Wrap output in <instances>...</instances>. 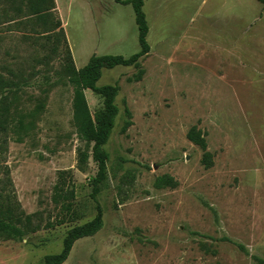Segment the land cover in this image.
Returning a JSON list of instances; mask_svg holds the SVG:
<instances>
[{
	"label": "rangeland",
	"instance_id": "1",
	"mask_svg": "<svg viewBox=\"0 0 264 264\" xmlns=\"http://www.w3.org/2000/svg\"><path fill=\"white\" fill-rule=\"evenodd\" d=\"M4 1L0 3L4 6ZM78 70L91 58L130 57L140 49L132 5L115 0H55ZM0 4V71L28 79L30 107L47 108L35 134L9 140L0 164L10 171L17 198L42 228L0 241V264H44L58 254L69 229L91 221L97 164L73 124V92L54 39L28 41L20 19ZM8 10L9 7H8ZM151 50L135 67L105 69L98 86L118 85L119 115L105 146L108 180L98 195L104 226L78 240L64 264H259L264 261V4L257 0H146ZM63 44L60 45V51ZM5 68V69H4ZM7 68V69H6ZM2 72V71H1ZM96 123L104 99L86 90ZM132 113V125L123 132ZM205 135L214 165L187 138ZM91 149H89L90 151ZM73 174V218L52 203L58 172ZM171 175L177 188H156ZM67 222L58 225L59 220ZM71 218V219H70ZM48 223H53L49 227Z\"/></svg>",
	"mask_w": 264,
	"mask_h": 264
},
{
	"label": "trees",
	"instance_id": "2",
	"mask_svg": "<svg viewBox=\"0 0 264 264\" xmlns=\"http://www.w3.org/2000/svg\"><path fill=\"white\" fill-rule=\"evenodd\" d=\"M2 1V0H0ZM146 0H115L122 5H132L138 28V41L140 49L130 57L123 55H105L91 58L88 64L78 70L73 54L68 46L66 32L61 19L57 16L55 0H8L4 1V15H10L12 11L15 19H20L19 25L27 30L24 37L28 41L36 42V34L45 37L47 41L54 39L52 52H60L63 56L62 71L67 75L68 84L72 88L73 124L80 139L85 142L86 148L78 151V164L83 168L89 158L97 164V174L92 179L91 196L97 204V215L91 221L76 225L68 230L63 241L60 253L47 255L44 264H64L74 246L83 238L97 234L104 226L103 210L98 202V195L108 180L109 153L105 146L108 143L116 120L119 115V107L116 98L120 87L118 85L98 86L97 83L105 69H113L118 66L135 67L137 73L134 79H142L145 70L141 67V59L147 56L151 50L148 42L149 24L144 11ZM264 4V0H257ZM8 7L10 10H8ZM63 50L60 51V45ZM5 69V68H4ZM7 69V68H6ZM2 71V72H1ZM0 71V161L3 157V149L9 140L18 143L24 142L35 134L41 115L47 108V100L44 97L34 99V106L30 107L28 101L23 98L27 87L32 85L28 79L14 70H6L8 74ZM86 90H91L101 95L104 99L105 114L102 120L95 122L86 97ZM127 119L122 131L125 132L133 124L132 113L125 109ZM187 138L197 145L202 151V164L205 168L214 165L213 154L208 150L205 133L197 126H192ZM89 149H91L89 151ZM178 181L171 175L158 177L155 187L177 188ZM73 174L70 171L58 172L57 181L53 188L52 203L60 208V211L73 218L75 213V189ZM71 219V218H70ZM67 222L66 218L59 220L58 225ZM53 227V223H48ZM42 228L37 218V213L27 214L17 198L14 183L10 177V171L0 164V241L20 240L25 236L35 233ZM264 264L263 260H258Z\"/></svg>",
	"mask_w": 264,
	"mask_h": 264
}]
</instances>
